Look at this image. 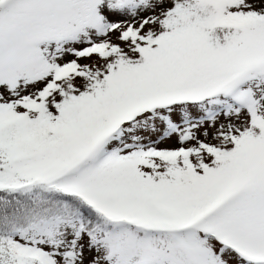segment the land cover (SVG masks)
I'll return each instance as SVG.
<instances>
[{
	"label": "snow or ice",
	"instance_id": "1",
	"mask_svg": "<svg viewBox=\"0 0 264 264\" xmlns=\"http://www.w3.org/2000/svg\"><path fill=\"white\" fill-rule=\"evenodd\" d=\"M0 264H264V0H0Z\"/></svg>",
	"mask_w": 264,
	"mask_h": 264
}]
</instances>
